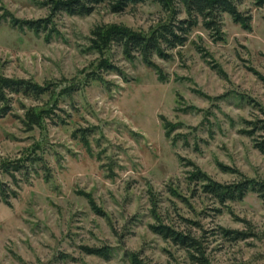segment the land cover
<instances>
[{
	"label": "rangeland",
	"instance_id": "374dc122",
	"mask_svg": "<svg viewBox=\"0 0 264 264\" xmlns=\"http://www.w3.org/2000/svg\"><path fill=\"white\" fill-rule=\"evenodd\" d=\"M239 8L249 28L228 13L219 32L199 22L168 57L153 56L155 70L99 36L151 34L187 17L178 0L121 12L102 3L89 15L0 0V76L45 87L13 94L0 117V264H132L130 252L147 264H199L153 231L159 222L198 236L210 264H264L261 195L220 203L192 177L264 182V153L244 132L264 119V4ZM42 18L51 24L41 31L15 22Z\"/></svg>",
	"mask_w": 264,
	"mask_h": 264
},
{
	"label": "trees",
	"instance_id": "16d2710c",
	"mask_svg": "<svg viewBox=\"0 0 264 264\" xmlns=\"http://www.w3.org/2000/svg\"><path fill=\"white\" fill-rule=\"evenodd\" d=\"M51 8L53 14L65 12L69 15H89L98 5L108 3L113 12L124 11L130 5L143 3L147 0H46ZM166 3L167 0H155ZM182 4L187 17L175 18L168 23L163 24L160 29L146 34L142 32L133 31L128 28L111 29L109 33L101 34L99 37L103 40L105 38L117 43L123 47L124 53L132 57L136 52L138 53L146 65L159 70L158 64L154 61L153 56L157 54L160 57H168L167 49L175 48L184 45L188 40L190 31L202 22L203 25L211 30L219 32L221 24V16L224 13L230 14L233 19L249 28L251 15L245 14L239 5L242 0H178ZM257 4H264V0H254ZM17 24L26 26L35 31L49 28L51 21L48 18L37 20H16ZM98 41H95V43ZM99 43V42H98ZM95 47L101 45L96 44ZM167 48V49H166ZM112 67V65H107ZM45 87L27 80L24 78H13L0 76V102H4L5 106L0 108V117L7 112V106L11 102L13 94L35 95L43 94ZM251 127L245 129L249 136L255 140V146L264 153V119H257L250 121ZM260 131L261 139L256 137L257 132ZM192 177L198 181L203 182L202 187L204 191L212 195L220 203H225L227 200L243 199L251 190L257 191L264 199V182L255 179L245 178L239 182L224 184L221 183L207 173L197 170L192 174ZM153 231L165 239L171 240L174 244L179 245L188 250L193 259L199 264H210L206 257L202 243L198 236L178 230L172 225L164 222L151 225ZM222 228L224 235L233 236V238H243L246 233ZM84 251L88 254L97 255L99 257L109 258L112 255V248L109 246H84ZM195 251V253L192 252ZM132 264H147L135 252L128 254Z\"/></svg>",
	"mask_w": 264,
	"mask_h": 264
}]
</instances>
